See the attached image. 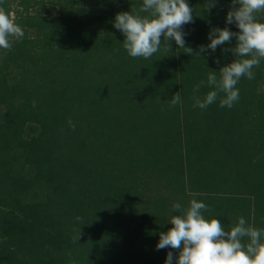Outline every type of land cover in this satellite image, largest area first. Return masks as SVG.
Listing matches in <instances>:
<instances>
[{"label": "trees", "instance_id": "trees-1", "mask_svg": "<svg viewBox=\"0 0 264 264\" xmlns=\"http://www.w3.org/2000/svg\"><path fill=\"white\" fill-rule=\"evenodd\" d=\"M18 1L24 36L0 49V264H164L175 250H157L158 233L192 199L226 231L240 216L264 230V60L232 108L201 110L193 88L234 59L235 39L203 58L174 41L133 58L113 21L142 0L51 1L50 20L41 0ZM186 2L194 52L211 27L239 31L231 0Z\"/></svg>", "mask_w": 264, "mask_h": 264}, {"label": "clouds", "instance_id": "clouds-1", "mask_svg": "<svg viewBox=\"0 0 264 264\" xmlns=\"http://www.w3.org/2000/svg\"><path fill=\"white\" fill-rule=\"evenodd\" d=\"M3 3L0 0V5ZM211 6L214 5L209 3ZM261 11H264V0H231L225 15L226 25L235 24L239 31L211 27L207 45H200L196 52L185 41L184 26L194 22L193 8L186 0H142L139 9L117 12L113 26L123 34V48L133 58L151 59L160 51L162 43L170 52V41L175 42L177 49L202 57L201 53L211 55L235 39L233 47L223 49L231 51L234 59L210 71L206 81L194 86L192 97L194 106L201 110L217 101L220 107L230 109L239 100L236 86L240 79H254L253 69L264 60V22L256 16ZM23 36L15 18L0 6V49L10 51L13 42ZM201 88L210 90L201 95ZM180 103L181 95L176 92L170 106ZM68 125L75 129L71 119ZM173 211L176 214L170 213L168 221L171 226L158 233L156 243L157 250H175V254L167 252L164 264H264V230L254 227L243 216L226 231L219 219L205 217L208 206L196 199L190 200L186 207L174 204ZM79 235L80 232L76 240Z\"/></svg>", "mask_w": 264, "mask_h": 264}, {"label": "rangeland", "instance_id": "rangeland-1", "mask_svg": "<svg viewBox=\"0 0 264 264\" xmlns=\"http://www.w3.org/2000/svg\"><path fill=\"white\" fill-rule=\"evenodd\" d=\"M37 0H35V4L33 6H31L32 9H35L37 7V5L39 3L36 2ZM51 1H54V2H58L57 0H41V4H42V7H41V12H45L47 10V14L46 15V18L48 20H50V18L52 19V17H55L57 14H58V5H51L50 2ZM96 1V0H94ZM18 0H14L12 1L9 5H8V14L10 16H14L15 15V12L14 10L15 9H20L21 8V5H18ZM112 4H115L116 0H111ZM96 4H98L97 2H95ZM96 11V10H95ZM45 13H40V15H43ZM4 109V106L2 103H0V111H2Z\"/></svg>", "mask_w": 264, "mask_h": 264}]
</instances>
